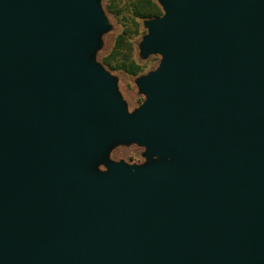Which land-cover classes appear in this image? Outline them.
Here are the masks:
<instances>
[{
	"label": "water",
	"instance_id": "water-1",
	"mask_svg": "<svg viewBox=\"0 0 264 264\" xmlns=\"http://www.w3.org/2000/svg\"><path fill=\"white\" fill-rule=\"evenodd\" d=\"M160 2L129 119L91 0H0V264H264V0ZM113 136L162 161L83 174Z\"/></svg>",
	"mask_w": 264,
	"mask_h": 264
},
{
	"label": "rangeland",
	"instance_id": "rangeland-1",
	"mask_svg": "<svg viewBox=\"0 0 264 264\" xmlns=\"http://www.w3.org/2000/svg\"><path fill=\"white\" fill-rule=\"evenodd\" d=\"M91 3L99 26L91 31L89 43L80 53V62L105 77L107 91L121 113L129 119H135L147 100L141 83L149 73L160 67L163 60L160 51H143V44L152 36L150 22L156 19L146 18L145 15L153 9V3L164 14L163 6L160 0H91ZM120 34L124 39L123 44L118 54L107 64L104 59ZM129 61L139 65L138 73L129 74L111 67ZM158 161H162L161 158L150 154L148 147L137 139L113 136L106 138L82 165V172L105 177L111 172L113 164L141 167Z\"/></svg>",
	"mask_w": 264,
	"mask_h": 264
},
{
	"label": "trees",
	"instance_id": "trees-1",
	"mask_svg": "<svg viewBox=\"0 0 264 264\" xmlns=\"http://www.w3.org/2000/svg\"><path fill=\"white\" fill-rule=\"evenodd\" d=\"M161 14H162V11H161L160 7L153 3V9L150 12L146 13L145 17L146 18L159 17V16H161ZM123 40L124 39L122 37V34L118 35L114 47L112 48L110 53L104 59V61L107 64H109L110 59H113L118 54L119 48L123 44ZM111 67L115 68V69L123 70L129 74H136L140 71L139 65L133 61L119 62V63H116L114 66H111Z\"/></svg>",
	"mask_w": 264,
	"mask_h": 264
}]
</instances>
